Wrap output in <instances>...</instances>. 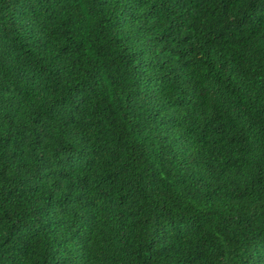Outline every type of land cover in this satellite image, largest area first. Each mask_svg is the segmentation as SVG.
<instances>
[{
  "label": "trees",
  "instance_id": "obj_1",
  "mask_svg": "<svg viewBox=\"0 0 264 264\" xmlns=\"http://www.w3.org/2000/svg\"><path fill=\"white\" fill-rule=\"evenodd\" d=\"M0 264H264V0H0Z\"/></svg>",
  "mask_w": 264,
  "mask_h": 264
}]
</instances>
